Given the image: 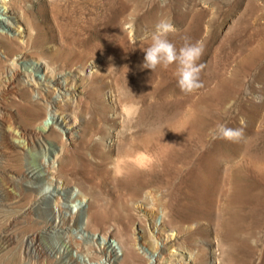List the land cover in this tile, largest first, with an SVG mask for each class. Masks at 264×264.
Returning <instances> with one entry per match:
<instances>
[{"label": "rangeland", "instance_id": "1", "mask_svg": "<svg viewBox=\"0 0 264 264\" xmlns=\"http://www.w3.org/2000/svg\"><path fill=\"white\" fill-rule=\"evenodd\" d=\"M92 1L96 2L95 6ZM90 8L88 22H91H87L85 29L76 27L77 30L72 29L67 38L56 36V42L51 41L54 47L65 54L70 52L72 56L67 61L69 64L60 63L58 68L63 70L75 64H85L87 78H91L98 68L102 74L98 72L96 76L97 82H101L99 98L102 101L96 105L101 125L100 134L94 139L96 146L107 152L116 148L122 153L130 150L131 141L150 136L152 143L149 153L141 150L130 153L131 157L126 153V158L125 155L119 157L122 173L114 192L105 193L110 211L129 217L126 223L132 232L138 234L137 227L146 228L153 223L152 217L144 215L147 210H154V216L159 218L162 204L170 199L176 220L185 219L195 224L193 244H206L203 239L212 242L215 252L210 251L208 264H249L237 244L245 238L250 225L233 206L240 197L230 180L235 170L241 173L243 170L256 171L257 165H264V58L257 59L256 56L259 45L264 42L258 39L260 35L264 38V0H91ZM116 17L121 23L118 33L112 29ZM0 18L9 20L1 13ZM162 18L176 28L168 39L177 50L186 40L203 46V55L197 62L203 66L199 75L202 87L190 93L182 92L178 87L173 75L175 64L167 69L158 66L154 71L143 68L144 50L150 46L155 25ZM251 32H255L254 39L260 41L255 48L249 46ZM83 33H95L102 50L79 45L76 38ZM69 47H74V53ZM40 54L33 49L29 53ZM0 55L4 60V55ZM91 61L97 62L93 70L88 69ZM110 90L117 98V113L105 99ZM117 114L122 115L118 117H122L126 130L121 135L123 138L120 136L112 141L109 131L117 123ZM218 124L242 129L243 136L237 142L217 138ZM80 141L78 134L69 140L72 146ZM219 142L220 146L216 148ZM142 155L151 160L145 167L134 160ZM42 159L43 153L29 155L33 165L40 164ZM141 171L148 174L138 175L137 172ZM74 191L76 198L80 192ZM126 199L130 200L128 205H119L120 200ZM180 200L187 201L189 206L194 204L202 212L179 218ZM112 201L117 202V207L112 206ZM254 217L258 219L259 214ZM0 229V245L3 246L0 264H75L64 253L65 238L53 233L55 228H51L52 232L42 239L39 237L35 244H28L27 237L14 236L16 239H11L4 226L1 225ZM254 233L260 248H264V232L258 230ZM141 236L138 234L139 241ZM263 257L257 258L253 264H264ZM76 260V264H110L106 257L99 263L86 256H79Z\"/></svg>", "mask_w": 264, "mask_h": 264}, {"label": "bare ground", "instance_id": "2", "mask_svg": "<svg viewBox=\"0 0 264 264\" xmlns=\"http://www.w3.org/2000/svg\"><path fill=\"white\" fill-rule=\"evenodd\" d=\"M90 2L0 0V13L9 18L7 21L0 18V53L5 57L4 60L0 59V226L9 231L11 239L14 236L27 237L28 244H35L39 237L42 239L52 232L51 228H55L53 233L65 238L64 253L75 264L79 256H86L95 263L106 257L110 264H208L210 251L212 254L215 252L212 242L203 239L206 244H193L195 224L185 219L177 221L170 199L162 204L159 218L158 215L154 216V210L143 213L145 217H152L153 223L146 225V228L137 227L138 234H142L140 241L137 232H132L126 223L129 217L109 209L111 206L105 193L114 192L122 173L119 157L125 153L131 157L130 153L141 150L149 153L152 143L149 141L150 136L137 139L131 141L130 150L126 149L127 152L122 153L116 148L107 152L96 146L94 139L100 134L101 126L100 116L96 115V105L101 101V82L96 80L100 70L96 69L92 77L87 78L85 64L74 62L71 68H58L60 63L66 64L72 56L70 52L65 54L54 47L51 41H55L56 36L67 38L76 27L85 29L91 9ZM92 2L95 6L96 2ZM150 23L154 25L156 22ZM120 24L116 17L112 25L115 33L119 32ZM249 35V46L252 48L264 40L260 35V41L257 42L254 39L255 32ZM95 37V33L79 34L76 42L102 50V45L97 44ZM47 44L48 47H45ZM259 46L256 56L257 59H263L264 42ZM46 48L49 50L46 51ZM32 49L42 55H29ZM89 63V70L97 65L95 61ZM105 99L117 113L118 102L112 90L106 94ZM121 118H115L117 123L109 131L110 140L120 138L126 130ZM76 134L81 141L72 146L69 140L72 141ZM219 146L220 142L216 148ZM36 152L43 153V159L40 164L33 165L29 155ZM148 159L145 155L134 158L140 166L148 165L151 161ZM257 168L256 171L243 170L242 173L235 170L229 179L240 197L237 200L234 197L236 202L233 206L250 225L245 238L237 244L249 264L264 255V248H260L254 233L258 230L264 232V165H257ZM142 171L137 174H148ZM74 190L80 192L76 198ZM129 203L128 199L123 202L120 200L119 205ZM187 203L179 201V218H188L202 212L199 207ZM112 206L117 207V202L112 201ZM256 214H259L258 219L254 217ZM2 247L0 245V251Z\"/></svg>", "mask_w": 264, "mask_h": 264}, {"label": "clouds", "instance_id": "3", "mask_svg": "<svg viewBox=\"0 0 264 264\" xmlns=\"http://www.w3.org/2000/svg\"><path fill=\"white\" fill-rule=\"evenodd\" d=\"M175 31V26L165 18L156 23L151 36V44L144 50L143 68L154 71L158 66L167 69L175 64L174 75L177 78L178 87L182 92L190 93L202 87L199 75L203 66L197 62L203 55L204 49L199 42L190 43L186 40L184 45L177 50L168 39L169 34ZM215 134L217 138L237 142L243 136V130L218 124ZM252 243L254 244L255 241Z\"/></svg>", "mask_w": 264, "mask_h": 264}]
</instances>
